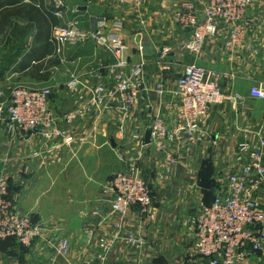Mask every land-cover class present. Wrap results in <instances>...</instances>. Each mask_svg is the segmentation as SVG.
Returning <instances> with one entry per match:
<instances>
[{
  "label": "crops",
  "instance_id": "obj_1",
  "mask_svg": "<svg viewBox=\"0 0 264 264\" xmlns=\"http://www.w3.org/2000/svg\"><path fill=\"white\" fill-rule=\"evenodd\" d=\"M8 1L0 0V5ZM174 9L173 0H146L140 8L117 0H65L63 16L55 15L57 25L79 19L78 29L84 33L95 31L99 19H110L108 34L122 39L130 62L144 61L154 108L140 102L129 117L121 104L100 114L90 100L88 87L98 82L92 70L113 61L112 54L93 38L68 43L58 54L56 43L49 41L54 27L41 35L39 26L24 21L17 30L0 32L7 43L13 41V46L0 45V89L16 83L50 86L57 123L67 131L65 137L49 142L38 134L12 136L0 114V178L12 183L18 207L46 225L42 239L32 249L0 244V264H100L99 239L117 233L116 218L103 220L101 216L108 212L112 199L104 186L126 169L127 162L136 163L151 184L155 217L150 221L136 207L131 209L124 220L126 232L143 233L147 244L130 247L115 241L105 264H207L195 252L193 224L200 207L213 199L208 189L199 186L202 163L208 161L209 177L216 185L220 173L237 168L240 142L258 146L264 139V99L249 96L253 86H264V0H255L249 10V28L240 48L226 50L222 30L206 41L198 57L182 49L191 31L180 27ZM112 20L122 25L116 26ZM165 44L172 45L173 52L162 69L159 48ZM45 50L49 51L46 57ZM32 51L28 58L33 60L25 64L24 58ZM190 63L223 72L225 90L246 98L237 109L228 103L212 106L202 125L203 143L189 154L184 143L170 146L177 157L170 161L145 143V135L153 115H160L169 128L182 122L175 89ZM72 75L82 82L75 89L67 85ZM103 79L110 80L105 71ZM158 82L164 84L163 94L154 91ZM85 106L88 111L78 114ZM137 134L140 140L135 139ZM96 209L100 214H95ZM94 225L98 229L87 243L85 228ZM63 239L69 246L65 254L56 250ZM250 264H264V252Z\"/></svg>",
  "mask_w": 264,
  "mask_h": 264
},
{
  "label": "built area",
  "instance_id": "obj_2",
  "mask_svg": "<svg viewBox=\"0 0 264 264\" xmlns=\"http://www.w3.org/2000/svg\"><path fill=\"white\" fill-rule=\"evenodd\" d=\"M58 9L57 17L63 16L61 8L65 0H52ZM146 0H117L121 5L142 7ZM255 0H173L174 18L183 29L191 31L188 40L182 42L184 51L199 56L207 40L217 37L225 30L224 47L235 51L244 42L249 28V10ZM110 19L98 20L95 31L81 32L79 19L68 24L54 27L51 41L56 43V53L60 54L68 43L93 38L98 45L109 51L113 61L92 70L98 80L91 92V102L100 114L106 110L123 105L127 116L138 107L140 102L152 110L149 97L151 86L146 77L145 63H131L122 39L108 34ZM113 22V20H112ZM114 25L121 26L115 20ZM173 52L170 44L159 48V63L162 69ZM103 71L110 80L103 79ZM225 74L217 69L207 68L197 63L185 66L178 79L175 95L179 98L178 117L181 123L169 128L160 115H153L150 125L153 149L164 154L170 161L177 157L170 146L184 143L185 151L193 152L196 145L204 141L203 122L208 118L214 105L228 103L237 109L246 96L237 91L227 92L222 85ZM79 76L72 75L67 82L71 89L81 86ZM158 94L165 92L164 84L154 85ZM53 89L50 86L29 87L24 84H9L0 89V114L4 116L7 132L12 136L38 134L45 142L56 141L67 135V131L57 123L55 110L51 103ZM249 96L264 99V86H253ZM85 106L78 114H85ZM70 121V118L68 117ZM135 139L140 140V135ZM143 141V136L141 137ZM237 168L222 172L216 179L218 192L209 204L200 207L193 218L195 226V252L207 260V264H250L264 252V139L258 146L244 140L238 145ZM126 169L118 172L104 186L105 192L112 194L107 213L102 219L116 218L114 236H101L99 239L100 264H105L115 241L121 240L130 247H144L147 237L135 230L126 232L125 217L133 208L147 220L155 215L154 194L151 184L140 173L136 163L127 162ZM95 214H100L96 209ZM98 226L86 227L87 243L95 236ZM46 225L33 215L22 211L10 193L7 178H0V242L14 237L28 249L42 239ZM59 253L69 250L63 239L56 247Z\"/></svg>",
  "mask_w": 264,
  "mask_h": 264
},
{
  "label": "trees",
  "instance_id": "obj_3",
  "mask_svg": "<svg viewBox=\"0 0 264 264\" xmlns=\"http://www.w3.org/2000/svg\"><path fill=\"white\" fill-rule=\"evenodd\" d=\"M6 4V5H5ZM58 9L56 4L52 0H13L8 1V3H4V5H0V32H4L10 29V31H14L15 29H19L21 22L28 21L31 23H35L39 26L40 34L44 35L49 31L50 27H55L58 24V20L54 12ZM28 26V25H26ZM52 37V35L50 36ZM50 44H53L50 38ZM46 51V50H45ZM33 51L27 54L24 58V63H30L29 59L32 57ZM49 51L43 52L42 54L46 55ZM29 57V58H28ZM38 61V60H37ZM42 67V66H40ZM209 164L207 163V168ZM209 172V168H208ZM211 186H216L214 182L211 180ZM13 186L10 183V193L12 196ZM211 193L212 191L208 189ZM213 195V193H212ZM214 198V195H213ZM213 200V199H212ZM212 200L206 204L212 202ZM0 244H10L15 246L18 244L20 247L24 248L26 251L28 248L20 245L18 241L14 238H8L0 242Z\"/></svg>",
  "mask_w": 264,
  "mask_h": 264
},
{
  "label": "water",
  "instance_id": "obj_4",
  "mask_svg": "<svg viewBox=\"0 0 264 264\" xmlns=\"http://www.w3.org/2000/svg\"><path fill=\"white\" fill-rule=\"evenodd\" d=\"M84 1H88V0H84ZM2 68H3V63L0 62V70H2ZM150 142H151V130L149 129L145 135V143L149 144ZM207 162H208L207 160H204L202 163V176L199 182V186L204 189H210L215 197L218 192V189L216 186H211V179L209 177Z\"/></svg>",
  "mask_w": 264,
  "mask_h": 264
},
{
  "label": "rangeland",
  "instance_id": "obj_5",
  "mask_svg": "<svg viewBox=\"0 0 264 264\" xmlns=\"http://www.w3.org/2000/svg\"><path fill=\"white\" fill-rule=\"evenodd\" d=\"M21 28H22V27H21ZM23 28H24V27H23ZM2 37H3V38H2ZM4 37H5V36H1V37H0V45H3V46H7V45H8V46H9V45L11 44V45L13 46V44H12L13 41L7 43V41L5 40ZM7 37H11V34H9ZM12 50H14V47L11 48V51H12Z\"/></svg>",
  "mask_w": 264,
  "mask_h": 264
}]
</instances>
